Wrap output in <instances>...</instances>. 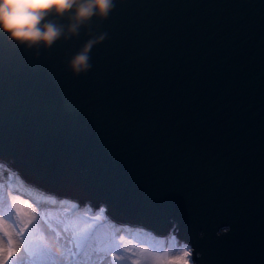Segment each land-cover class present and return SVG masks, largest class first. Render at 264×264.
I'll return each mask as SVG.
<instances>
[{
	"label": "water",
	"instance_id": "1",
	"mask_svg": "<svg viewBox=\"0 0 264 264\" xmlns=\"http://www.w3.org/2000/svg\"><path fill=\"white\" fill-rule=\"evenodd\" d=\"M89 32L108 37L78 77L84 32L0 35V163L195 264H264V0H117Z\"/></svg>",
	"mask_w": 264,
	"mask_h": 264
},
{
	"label": "snow or ice",
	"instance_id": "2",
	"mask_svg": "<svg viewBox=\"0 0 264 264\" xmlns=\"http://www.w3.org/2000/svg\"><path fill=\"white\" fill-rule=\"evenodd\" d=\"M5 173L7 175L5 176ZM34 233L53 241L36 244ZM127 237V240L125 239ZM147 244V247L144 245ZM0 264H195L174 234L157 238L117 225L104 206L45 193L0 163Z\"/></svg>",
	"mask_w": 264,
	"mask_h": 264
},
{
	"label": "clouds",
	"instance_id": "3",
	"mask_svg": "<svg viewBox=\"0 0 264 264\" xmlns=\"http://www.w3.org/2000/svg\"><path fill=\"white\" fill-rule=\"evenodd\" d=\"M116 3L117 0H0V35L25 51L39 53L61 41L79 39L84 32L88 39L66 66L78 77L92 68V48L108 37L107 32L92 35V22H105Z\"/></svg>",
	"mask_w": 264,
	"mask_h": 264
},
{
	"label": "rangeland",
	"instance_id": "4",
	"mask_svg": "<svg viewBox=\"0 0 264 264\" xmlns=\"http://www.w3.org/2000/svg\"><path fill=\"white\" fill-rule=\"evenodd\" d=\"M30 238L33 241V243L51 245L53 247V249L55 251H57V253H59V248L54 244V242L50 241V240H46L41 234L34 233V234L31 235ZM125 239L127 240V237H125ZM144 247H147V245H144Z\"/></svg>",
	"mask_w": 264,
	"mask_h": 264
},
{
	"label": "bare ground",
	"instance_id": "5",
	"mask_svg": "<svg viewBox=\"0 0 264 264\" xmlns=\"http://www.w3.org/2000/svg\"><path fill=\"white\" fill-rule=\"evenodd\" d=\"M137 225H134V227L133 228H135ZM130 228H132V226L130 227ZM141 230H143V229H141Z\"/></svg>",
	"mask_w": 264,
	"mask_h": 264
}]
</instances>
